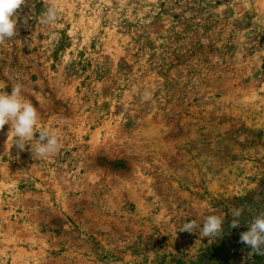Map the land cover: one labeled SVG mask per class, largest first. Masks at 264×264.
<instances>
[{"label":"rangeland","instance_id":"374dc122","mask_svg":"<svg viewBox=\"0 0 264 264\" xmlns=\"http://www.w3.org/2000/svg\"><path fill=\"white\" fill-rule=\"evenodd\" d=\"M16 18L0 92L20 83L62 148L0 130V264H242L264 210V0H25Z\"/></svg>","mask_w":264,"mask_h":264},{"label":"clouds","instance_id":"9594fccd","mask_svg":"<svg viewBox=\"0 0 264 264\" xmlns=\"http://www.w3.org/2000/svg\"><path fill=\"white\" fill-rule=\"evenodd\" d=\"M25 0H0V45H3L7 39L18 35L16 13L20 10ZM59 9L53 2L49 4L40 17V22L45 25L54 23L58 18ZM27 24V21H25ZM151 92L145 90L142 93V100H149ZM39 113L32 102L26 100L22 95V85L15 84L11 92H0V130H3L6 124L10 125V135H14V143L19 150L23 151L26 145L31 146V152L34 149L37 158H47L60 151L62 144L56 131L42 127L37 130ZM39 133L38 138L35 134ZM35 140V143H28ZM259 200L260 197H255ZM243 209H237L233 212V220L230 227L237 228L241 225L240 217ZM224 221L220 216L209 215L204 219L201 234L203 237H220L223 234ZM247 231L240 234V242L245 244L248 251L242 259V264H247L254 256H264V210L256 212L252 219L247 222ZM198 227L195 220L184 223L181 232L194 233Z\"/></svg>","mask_w":264,"mask_h":264}]
</instances>
